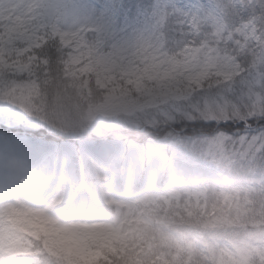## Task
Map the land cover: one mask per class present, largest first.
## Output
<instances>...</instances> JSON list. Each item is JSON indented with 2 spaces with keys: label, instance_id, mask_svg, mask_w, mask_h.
Wrapping results in <instances>:
<instances>
[{
  "label": "snow or ice",
  "instance_id": "obj_1",
  "mask_svg": "<svg viewBox=\"0 0 264 264\" xmlns=\"http://www.w3.org/2000/svg\"><path fill=\"white\" fill-rule=\"evenodd\" d=\"M0 264H264V0H0Z\"/></svg>",
  "mask_w": 264,
  "mask_h": 264
},
{
  "label": "rangeland",
  "instance_id": "obj_2",
  "mask_svg": "<svg viewBox=\"0 0 264 264\" xmlns=\"http://www.w3.org/2000/svg\"><path fill=\"white\" fill-rule=\"evenodd\" d=\"M48 136L39 135L34 137L32 151H37L38 153H47L57 149L70 148V146L64 145L61 140L54 139L51 134H48Z\"/></svg>",
  "mask_w": 264,
  "mask_h": 264
},
{
  "label": "trees",
  "instance_id": "obj_3",
  "mask_svg": "<svg viewBox=\"0 0 264 264\" xmlns=\"http://www.w3.org/2000/svg\"><path fill=\"white\" fill-rule=\"evenodd\" d=\"M129 2H134V0H129ZM48 136V135H47ZM49 137V136H48Z\"/></svg>",
  "mask_w": 264,
  "mask_h": 264
},
{
  "label": "bare ground",
  "instance_id": "obj_4",
  "mask_svg": "<svg viewBox=\"0 0 264 264\" xmlns=\"http://www.w3.org/2000/svg\"><path fill=\"white\" fill-rule=\"evenodd\" d=\"M33 152H36V153H38L37 151H33Z\"/></svg>",
  "mask_w": 264,
  "mask_h": 264
}]
</instances>
